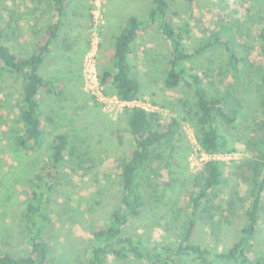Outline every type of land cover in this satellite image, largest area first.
<instances>
[{"label": "trees", "instance_id": "obj_1", "mask_svg": "<svg viewBox=\"0 0 264 264\" xmlns=\"http://www.w3.org/2000/svg\"><path fill=\"white\" fill-rule=\"evenodd\" d=\"M52 1L58 18L47 26L35 50L28 56L18 54L4 44V31L0 24V68L22 79L18 115L22 128L18 131L16 142L28 152L42 149L47 142L39 92L45 90L58 97L64 94L61 82L47 79L40 73V67L71 7L70 0ZM151 2L146 19L136 15L128 18L115 42L114 68L100 70L101 81L105 85L112 82L116 94L123 100L140 99L144 88L134 72L130 55L139 34L156 27L168 49L164 86L169 90L185 88L191 91L193 105L191 110L182 113L175 102L171 106L153 100V103L173 112L168 117L138 106L127 108L134 147L129 159L122 165L120 200L111 212L110 221L92 230L90 255L82 264H107L112 256L120 260L133 257L150 264H264V251L256 250L254 243L264 206V154L253 162L249 206L232 245L219 249L217 245L204 244L194 238L206 213L211 218L208 225L214 229L215 224L217 228L223 226L218 224L219 218L215 220L216 216L222 217L229 210L234 214L238 210L231 196L228 201L222 198L221 201L215 200L220 196L217 190L227 181L229 162L224 160H211L196 170L198 175L192 183L184 210L185 219L175 242L154 241L127 231V226L143 214L146 205L144 189L149 186L151 192L158 195L161 183H164L163 186L172 184V181L162 179L161 171L169 169L172 177L170 162L179 150L178 144L185 145L187 141L186 121L194 125L199 143L206 152H233L237 149L234 141L242 140L247 144L262 145L260 150H264V119L259 121L256 118L258 111L264 115V66L255 62L252 47L241 43L232 33L226 35L217 30L190 46L185 39L192 33L191 23L173 22L176 14L170 12V0ZM258 21L257 37L264 57V15ZM204 57L207 58V65L199 72L195 61ZM228 76L242 83L227 86L224 82ZM227 128L231 129V137L225 131ZM49 149L48 164L25 183L27 198L23 216L31 248L20 255L0 251V264H55L46 240L45 233L51 218L45 206L64 172L67 157L75 153L76 147L68 132H58L50 141Z\"/></svg>", "mask_w": 264, "mask_h": 264}, {"label": "rangeland", "instance_id": "obj_2", "mask_svg": "<svg viewBox=\"0 0 264 264\" xmlns=\"http://www.w3.org/2000/svg\"><path fill=\"white\" fill-rule=\"evenodd\" d=\"M71 1L72 10H90L89 48L97 36L100 39L99 72L102 63L101 44L105 38L108 16H112L116 10H149L152 3L151 0H101L100 19H103L104 24L96 28L93 12L97 7L93 0ZM10 2L12 7H9ZM170 3V12L176 14L172 18L175 24L191 23L192 33L185 39L188 45H195L213 30L226 35L232 33L241 43L252 47L255 62L264 66L257 37L258 19L264 15V0H170ZM35 4L36 0H0V24L3 31L10 27L11 16L15 22H19V10H23V18H29L30 15L33 18V10H37V7L38 10H53L51 0H39L37 7ZM24 32L31 36L33 31L30 32L26 26ZM144 37L140 38L132 51L133 69L144 88L140 99L144 102L161 101L171 106L175 102L182 113L191 110L194 101L191 91L185 88L169 90L164 86L163 74L168 49L163 35L155 27L150 29L149 35L144 33ZM206 60L204 57L195 61L199 72L207 65ZM83 63L84 58L82 89L77 90V96L74 101L70 100L68 108L63 105L58 113L52 111L58 117L57 122L51 124L48 119L51 111H43L48 142L42 149L33 152L25 151L16 142L18 131L22 128V123L18 121L22 79L0 68V251L3 253L26 254L31 248L23 216L27 198L25 183L48 164L49 142L54 133L69 132L76 147L75 153L67 157L64 172L45 206L51 218L45 234L54 263L82 264L90 255L92 230L110 221L111 212L120 200L122 165L129 159L134 147L127 108L108 111L103 103L86 91ZM224 83L227 86L240 85L242 81L228 76ZM103 85L108 96L115 95ZM256 118L262 121L264 115L258 111ZM184 129L187 141L185 145L178 144L179 150L170 162L172 177L169 169L161 171L162 179L172 181V184L163 186L164 183H161L158 195L152 193L149 186L144 189L146 205L143 214L127 226L129 233H139L154 241L171 243L177 240L178 231L185 219L184 210L188 205L192 183L198 175L194 167L198 158L190 157L192 148H196L199 140L197 132L189 121H186ZM262 129L264 133V127ZM225 131L231 137V129ZM234 143L238 155L228 161L227 181L217 190L220 196L215 197V200L221 201L222 198L228 201L231 196L238 210L234 214L229 210L222 217L216 216L215 220L219 218L218 224L223 226L217 228L215 224L214 229L208 225L211 218L206 213L194 236L195 240L217 245L219 249L224 245H232L238 235L250 202L253 162L264 154V150H260L262 145L247 144L243 140ZM224 206L228 208L226 203ZM254 243L256 250L264 251V206ZM107 264L150 263L133 257L120 260L112 256Z\"/></svg>", "mask_w": 264, "mask_h": 264}, {"label": "crops", "instance_id": "obj_3", "mask_svg": "<svg viewBox=\"0 0 264 264\" xmlns=\"http://www.w3.org/2000/svg\"><path fill=\"white\" fill-rule=\"evenodd\" d=\"M38 2L39 0H36V7ZM70 3V10H68V15L64 18V24L62 25L58 37L52 42L51 51L47 54L40 67V73L45 78L59 81L64 87V94L61 97L45 90H41L38 94L44 130L46 123L44 122L43 111H51L48 115V119H50V123L53 124L58 117H56L52 111L58 113L59 110L63 108V105L68 108L67 105H70V100H75L77 90L82 89L81 70L84 55L90 45L89 29L91 25V14L90 10H72L71 0ZM12 6L13 4L10 2L9 7ZM51 6L53 10H38L37 7V10H33V18L31 15L29 18L28 16L23 18V10H19L22 13H19V22H15V19L11 16L9 23L10 27L4 30V44L12 51L23 56H28L33 53L38 39L44 34L47 26L58 18V12L55 10V4L52 0ZM149 10H133V8L132 10H116L112 16L111 14L108 16V23L104 33L105 38L101 44L102 63L100 69L102 71L113 70L114 68L115 42L125 28L128 18L132 15H136L141 19H146ZM32 19H34V21H32ZM26 26L29 27L30 32L33 31L31 36L25 34L24 31ZM144 33H148L149 35L150 30L142 31L135 44L140 41L141 37L145 38ZM130 60L133 64L132 54L130 55ZM106 86L110 92L116 94V87L112 82L106 84ZM57 133L53 134L52 139ZM45 134L47 139V133L45 132ZM46 141L48 142V139Z\"/></svg>", "mask_w": 264, "mask_h": 264}, {"label": "built area", "instance_id": "obj_4", "mask_svg": "<svg viewBox=\"0 0 264 264\" xmlns=\"http://www.w3.org/2000/svg\"><path fill=\"white\" fill-rule=\"evenodd\" d=\"M100 1L101 0H93L94 5L97 7V10H94V19L96 21V28H99L104 24L103 19L101 20L100 14ZM93 34H96L93 32ZM100 55V39L97 36L93 39L91 47L84 57L83 63V75H84V87L86 91L91 93L97 100L104 104L105 109L108 111H114L115 109H122L128 107L138 106L144 108L149 112H158L160 114H164L166 116H172L173 112L167 108L160 105H157L150 101H142L138 100H123L117 94L113 96H108L105 93L104 85L100 78L98 60ZM197 146L195 149L192 148L191 158H198V162L195 164V170H199L203 168L204 164L211 160H224L228 162L233 159L232 157L237 156V151L233 152H213L209 153L203 150L201 147L199 140H197Z\"/></svg>", "mask_w": 264, "mask_h": 264}]
</instances>
